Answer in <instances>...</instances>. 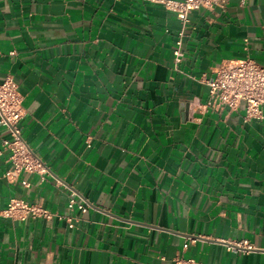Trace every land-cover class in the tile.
<instances>
[{"label": "crops", "instance_id": "1", "mask_svg": "<svg viewBox=\"0 0 264 264\" xmlns=\"http://www.w3.org/2000/svg\"><path fill=\"white\" fill-rule=\"evenodd\" d=\"M179 30L154 0H0V83L50 170L0 154V264H264V118L203 107L222 62L264 64V0L194 11L176 63ZM13 197L53 216L6 217Z\"/></svg>", "mask_w": 264, "mask_h": 264}, {"label": "built area", "instance_id": "2", "mask_svg": "<svg viewBox=\"0 0 264 264\" xmlns=\"http://www.w3.org/2000/svg\"><path fill=\"white\" fill-rule=\"evenodd\" d=\"M160 2L166 9L176 14L180 22V30L174 48V59L178 63L183 57V39L186 28L190 22L191 14L201 8L215 5L225 6L229 0H154ZM215 75L207 80L209 99L203 106L221 110L237 109L242 103L245 105L246 118H264V64L247 56L241 59H229L222 62L214 70ZM25 115L23 95L19 90L17 81L12 76H7L0 83V122L8 129L9 137L4 139L3 151L8 152L11 167L6 171L7 178H15L22 173H39L41 179L50 174L44 161L31 149L21 132V120ZM29 186L27 179L23 180ZM85 212L88 204L85 200H78V193L71 191L68 202L67 215L59 216L65 219L69 227H74L75 217L71 214L74 208ZM2 214L13 219H29L43 217L50 219L53 215L40 203H33L23 198L13 197L7 206L2 209ZM250 248L247 243H239ZM176 264H203L194 258H176Z\"/></svg>", "mask_w": 264, "mask_h": 264}]
</instances>
